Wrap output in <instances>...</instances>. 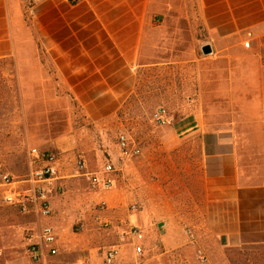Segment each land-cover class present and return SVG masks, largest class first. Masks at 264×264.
Listing matches in <instances>:
<instances>
[{"label":"crops","instance_id":"obj_1","mask_svg":"<svg viewBox=\"0 0 264 264\" xmlns=\"http://www.w3.org/2000/svg\"><path fill=\"white\" fill-rule=\"evenodd\" d=\"M30 1L0 0V62L14 64L25 82L42 75L43 49L75 97L130 96L141 67L171 64L154 58L178 31L210 46L214 57L197 63L193 115L161 128L163 153L145 156V146L133 143L139 156L121 160H138L131 186L114 189L116 174L112 190L98 195L119 206L133 188L132 196L146 204L125 221L147 229L161 218L167 251L182 248L184 226L197 244L263 245L264 0ZM146 163L147 186L155 188L149 192ZM45 225L56 228L54 219ZM89 239L91 255L99 239ZM55 249L56 255L71 250L64 237Z\"/></svg>","mask_w":264,"mask_h":264},{"label":"rangeland","instance_id":"obj_2","mask_svg":"<svg viewBox=\"0 0 264 264\" xmlns=\"http://www.w3.org/2000/svg\"><path fill=\"white\" fill-rule=\"evenodd\" d=\"M177 27L186 29L183 25ZM171 28L172 24L166 27ZM179 32L171 35L170 44L160 45L154 58L157 63L171 64L151 66L154 71H150L149 66L141 67L131 88L134 91L128 97L115 96L113 92L97 98L73 96L64 86L54 61L43 49L40 51L42 75L25 76V82L18 79L14 64L0 62V176L8 174L16 182L15 188H25L23 180L35 166L30 155L33 148L51 152L59 164L49 195L53 210L49 218L24 215L15 207L3 206L0 264H29L23 231H37L52 219L56 223V242L64 237L71 250L58 252L42 264H77L85 259L101 264L104 252L119 244L118 235L129 226L126 216L143 210L146 203L133 197V188H130L126 192L129 198L114 206L105 194L91 191L87 178L76 172V160L83 158L87 171L91 172H98L106 162L115 161L114 177L118 174L115 189L131 186L132 165L138 164L137 159L121 163L117 145L120 134H125L132 145H144L145 156L163 153L158 147L164 138L163 126L153 123V112L165 108L172 122L192 116L198 99L197 63L214 57L203 55L201 44ZM148 73H155V80H147ZM122 169L126 170L124 177ZM141 169L146 183L143 187L148 192L154 191L155 188L147 186L148 164ZM136 181L138 183L139 179ZM133 205L136 211L132 210ZM160 221L161 218L152 220L147 229L136 226L143 234L142 257L134 254L133 245L128 241L120 246L115 264H200L195 256L198 248L206 254V264H264V244L229 247L205 240L194 246L187 237L188 231H192L187 226L182 230L185 237L182 248L167 251L163 228L158 229ZM99 223H107V226ZM90 235L99 239L92 256L88 253Z\"/></svg>","mask_w":264,"mask_h":264},{"label":"built area","instance_id":"obj_3","mask_svg":"<svg viewBox=\"0 0 264 264\" xmlns=\"http://www.w3.org/2000/svg\"><path fill=\"white\" fill-rule=\"evenodd\" d=\"M40 2L43 0H32ZM152 121L157 126L172 125V118L168 111L160 107L152 114ZM117 145L121 160L137 157L140 150L130 143L125 134H120L117 138ZM32 161L35 164L23 180L27 185L26 188L17 189L14 187L16 183L12 176L2 174L0 176V216L3 206H12L19 210L21 214H34L39 218H49L52 215V206L49 195L51 193V185L55 181L58 174V160L55 155L49 151H40L36 148L30 150ZM114 164L110 161L102 165L98 172L87 171L84 159L79 157L76 160V172L87 178L90 189L93 193H105L111 191L114 186ZM104 204V203H102ZM132 210L136 211L137 207L132 206ZM104 227L107 223H99ZM189 242L194 245L195 238L191 231L187 233ZM22 239L25 244V250L29 256V264L46 263V258L55 256L57 251L55 230L50 225H43L37 231L26 229L22 233ZM119 244L109 247L103 254L101 264H115L121 249L120 246L130 241L133 245L134 254L142 257L144 247L142 245L143 234L139 228L129 225L125 231L118 235ZM197 261L200 264H206L208 258L203 250L198 248L195 252ZM77 264H93L89 259L82 260Z\"/></svg>","mask_w":264,"mask_h":264},{"label":"water","instance_id":"obj_4","mask_svg":"<svg viewBox=\"0 0 264 264\" xmlns=\"http://www.w3.org/2000/svg\"><path fill=\"white\" fill-rule=\"evenodd\" d=\"M201 52L203 55H209L211 53V48L209 45H204L202 48H201ZM158 229L161 230L162 229V224L159 223L158 224Z\"/></svg>","mask_w":264,"mask_h":264}]
</instances>
